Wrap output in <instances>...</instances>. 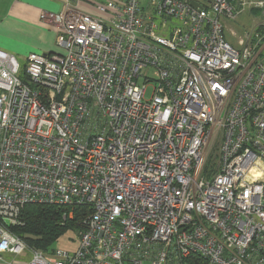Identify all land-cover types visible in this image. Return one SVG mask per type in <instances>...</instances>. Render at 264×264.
Returning a JSON list of instances; mask_svg holds the SVG:
<instances>
[{
    "label": "built area",
    "instance_id": "1",
    "mask_svg": "<svg viewBox=\"0 0 264 264\" xmlns=\"http://www.w3.org/2000/svg\"><path fill=\"white\" fill-rule=\"evenodd\" d=\"M72 1L41 11L61 52L0 49V262L264 264L258 34L226 39L231 0ZM28 203L80 212L71 251L13 233Z\"/></svg>",
    "mask_w": 264,
    "mask_h": 264
},
{
    "label": "crops",
    "instance_id": "2",
    "mask_svg": "<svg viewBox=\"0 0 264 264\" xmlns=\"http://www.w3.org/2000/svg\"><path fill=\"white\" fill-rule=\"evenodd\" d=\"M110 0H74L81 11L107 15L99 11V4ZM64 0H0V49L25 60L29 52L52 54L61 52L56 44L58 27L41 18V11L60 12ZM6 258L7 255L3 253ZM0 264H13L0 262Z\"/></svg>",
    "mask_w": 264,
    "mask_h": 264
},
{
    "label": "rangeland",
    "instance_id": "3",
    "mask_svg": "<svg viewBox=\"0 0 264 264\" xmlns=\"http://www.w3.org/2000/svg\"><path fill=\"white\" fill-rule=\"evenodd\" d=\"M259 1L264 0H231L234 7L233 14L229 17L223 18L224 34L226 39L238 48L250 47L253 41L246 38V33L255 32L258 34L259 42L262 44L261 56L264 59V12L262 8L257 5ZM255 39V38H253ZM242 40V44L241 41ZM23 65L24 60L18 59ZM217 147L209 154L207 161L212 164V172L216 170L217 164ZM71 223V222H70ZM65 228L64 233L53 244L52 249L56 247L64 248L71 251L77 240L75 232V223ZM29 244V243H28ZM31 245V244H29ZM39 250H44L37 247ZM7 261L26 262L30 259V254L24 253L19 256H6Z\"/></svg>",
    "mask_w": 264,
    "mask_h": 264
},
{
    "label": "trees",
    "instance_id": "4",
    "mask_svg": "<svg viewBox=\"0 0 264 264\" xmlns=\"http://www.w3.org/2000/svg\"><path fill=\"white\" fill-rule=\"evenodd\" d=\"M20 78L27 83V77L21 73ZM212 164L207 161L204 167L205 174H211ZM63 208L50 204L28 203L21 211L22 224L11 227L13 233L17 234L32 248H42L45 253H51L53 244L64 233L69 224L78 226L80 212L76 211L71 220L62 218ZM71 222V223H70ZM28 244V245H29Z\"/></svg>",
    "mask_w": 264,
    "mask_h": 264
},
{
    "label": "water",
    "instance_id": "5",
    "mask_svg": "<svg viewBox=\"0 0 264 264\" xmlns=\"http://www.w3.org/2000/svg\"><path fill=\"white\" fill-rule=\"evenodd\" d=\"M193 6H196V3L195 2H191Z\"/></svg>",
    "mask_w": 264,
    "mask_h": 264
}]
</instances>
